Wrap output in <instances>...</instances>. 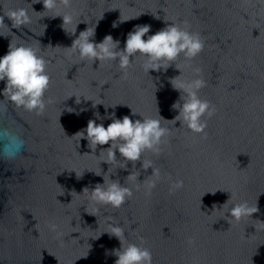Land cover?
Here are the masks:
<instances>
[{
    "label": "water",
    "instance_id": "water-1",
    "mask_svg": "<svg viewBox=\"0 0 264 264\" xmlns=\"http://www.w3.org/2000/svg\"><path fill=\"white\" fill-rule=\"evenodd\" d=\"M0 264H264V0H0Z\"/></svg>",
    "mask_w": 264,
    "mask_h": 264
}]
</instances>
